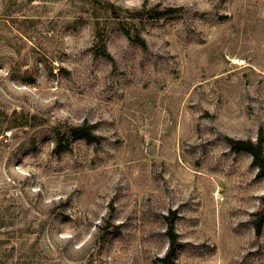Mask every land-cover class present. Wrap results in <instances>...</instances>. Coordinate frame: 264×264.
Returning a JSON list of instances; mask_svg holds the SVG:
<instances>
[{
    "label": "rangeland",
    "instance_id": "1",
    "mask_svg": "<svg viewBox=\"0 0 264 264\" xmlns=\"http://www.w3.org/2000/svg\"><path fill=\"white\" fill-rule=\"evenodd\" d=\"M259 135L264 0H0V264H264Z\"/></svg>",
    "mask_w": 264,
    "mask_h": 264
},
{
    "label": "trees",
    "instance_id": "2",
    "mask_svg": "<svg viewBox=\"0 0 264 264\" xmlns=\"http://www.w3.org/2000/svg\"><path fill=\"white\" fill-rule=\"evenodd\" d=\"M111 8V11L113 13V16L117 17L118 13L116 11V8L114 5H109ZM130 12V17H141L144 15L143 10H134V11H128ZM164 13L163 10L155 11L154 13H150V17H159L161 14ZM125 34L128 36L129 32L127 29H125ZM97 36L99 38V53L102 55H109L107 49L105 40L103 37V33L99 32L97 33ZM141 42H143V39H140ZM16 113V110L13 111V114ZM31 118L32 121H29ZM37 115L31 114L30 117L24 120V124H35L37 123ZM9 124L13 125L15 122L13 120H9ZM10 125V126H11ZM54 133H55V145L53 147V150L58 153L61 151L63 146L68 145V137L69 135L82 137L86 141H94L99 142V135L93 131V126L90 123H81L77 125H71V124H64L59 123L53 127ZM229 144L232 150L240 151V150H246L249 152L252 156V163L255 165L258 169L257 174L260 176H264V137L262 135H259L257 139H242V138H229ZM256 214L259 216V219L255 221V232L259 233L262 227V222L264 220V211H258ZM169 228L167 230V235L169 238V245L166 249V252L162 257H160L161 264H174V258L176 254L177 249V243H176V233L174 231L173 222L169 223Z\"/></svg>",
    "mask_w": 264,
    "mask_h": 264
}]
</instances>
